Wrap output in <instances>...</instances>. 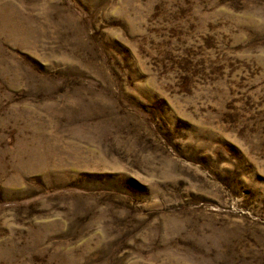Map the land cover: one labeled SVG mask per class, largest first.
Segmentation results:
<instances>
[{
	"label": "rangeland",
	"instance_id": "374dc122",
	"mask_svg": "<svg viewBox=\"0 0 264 264\" xmlns=\"http://www.w3.org/2000/svg\"><path fill=\"white\" fill-rule=\"evenodd\" d=\"M0 264H264V0H0Z\"/></svg>",
	"mask_w": 264,
	"mask_h": 264
}]
</instances>
